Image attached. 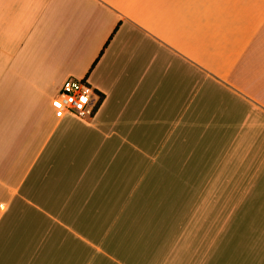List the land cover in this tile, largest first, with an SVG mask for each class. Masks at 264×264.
<instances>
[{"label":"crops","instance_id":"0c3cea01","mask_svg":"<svg viewBox=\"0 0 264 264\" xmlns=\"http://www.w3.org/2000/svg\"><path fill=\"white\" fill-rule=\"evenodd\" d=\"M69 77L93 116L56 105ZM182 151L257 182V253L204 264H264V0H0V263L39 218L85 237L131 207L132 166Z\"/></svg>","mask_w":264,"mask_h":264},{"label":"rangeland","instance_id":"374dc122","mask_svg":"<svg viewBox=\"0 0 264 264\" xmlns=\"http://www.w3.org/2000/svg\"><path fill=\"white\" fill-rule=\"evenodd\" d=\"M145 157L133 153L135 164ZM175 157L181 165L164 172L156 166H132L131 207L113 218L102 216L98 227L94 216L87 215L81 231L85 237L39 218L32 238L36 247L29 248V235H23L19 262L0 264H191L192 259L204 264L212 255L215 261L257 253V182H244L233 172L223 175L188 151ZM5 242L4 256L11 260L12 236Z\"/></svg>","mask_w":264,"mask_h":264},{"label":"built area","instance_id":"2783aa9c","mask_svg":"<svg viewBox=\"0 0 264 264\" xmlns=\"http://www.w3.org/2000/svg\"><path fill=\"white\" fill-rule=\"evenodd\" d=\"M103 99L87 78L69 77L61 86L56 105L63 112L91 117Z\"/></svg>","mask_w":264,"mask_h":264},{"label":"trees","instance_id":"16d2710c","mask_svg":"<svg viewBox=\"0 0 264 264\" xmlns=\"http://www.w3.org/2000/svg\"><path fill=\"white\" fill-rule=\"evenodd\" d=\"M101 96L104 98V96H103L102 93H101ZM98 107H99V106H98ZM98 107L96 108L95 113H96V111L98 110ZM95 113H93V115H94Z\"/></svg>","mask_w":264,"mask_h":264}]
</instances>
